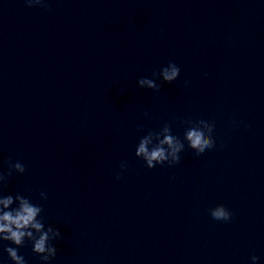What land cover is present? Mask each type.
Here are the masks:
<instances>
[{
  "label": "clouds",
  "instance_id": "1",
  "mask_svg": "<svg viewBox=\"0 0 264 264\" xmlns=\"http://www.w3.org/2000/svg\"><path fill=\"white\" fill-rule=\"evenodd\" d=\"M26 7H41L45 11L50 10L48 7L49 0H23ZM180 67L174 62L169 61L159 71H153L152 77H141L137 80V85L141 89H150L154 91L160 90V84H171L180 76ZM205 75H208L205 73ZM189 82L184 81V87H188ZM145 117L148 116L144 112ZM177 118L171 117L165 122L159 130L147 129L142 125L138 126V131L145 134L142 135L135 148V157L141 159L147 169L151 170L157 166L174 167L181 162V153L185 150V145L191 149L194 154L199 157L207 150L216 147L215 121L205 119H192L188 117L181 121L185 124L183 138L173 133L172 123ZM235 124L236 122L233 121ZM8 170L4 172L0 169V257L2 253H6L12 264H27L25 257L19 253V249L25 247L26 242L31 244L32 252L40 258L41 264H51V261L57 256L58 249L54 245V241L61 239L62 234L59 228L45 223L42 215L44 209L42 204H37L26 195L17 192L15 195L3 194V189L7 186L8 178L13 173L23 174L25 165L19 160L16 162L8 161ZM121 171L127 169L126 162H121ZM115 178L122 179L120 173ZM47 193L41 191L39 199L47 200ZM210 216L216 221L229 222L233 217V213L223 204L216 205L207 209ZM3 242H8L4 244ZM259 259L254 253L251 255L252 264H256Z\"/></svg>",
  "mask_w": 264,
  "mask_h": 264
}]
</instances>
